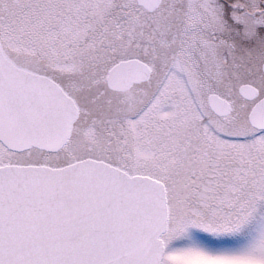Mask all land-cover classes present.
Masks as SVG:
<instances>
[{
    "label": "snow or ice",
    "instance_id": "6c2138e0",
    "mask_svg": "<svg viewBox=\"0 0 264 264\" xmlns=\"http://www.w3.org/2000/svg\"><path fill=\"white\" fill-rule=\"evenodd\" d=\"M0 264H264V0H0Z\"/></svg>",
    "mask_w": 264,
    "mask_h": 264
},
{
    "label": "rangeland",
    "instance_id": "374dc122",
    "mask_svg": "<svg viewBox=\"0 0 264 264\" xmlns=\"http://www.w3.org/2000/svg\"><path fill=\"white\" fill-rule=\"evenodd\" d=\"M249 229H245V233L242 236L237 237L240 240H245L248 238Z\"/></svg>",
    "mask_w": 264,
    "mask_h": 264
}]
</instances>
